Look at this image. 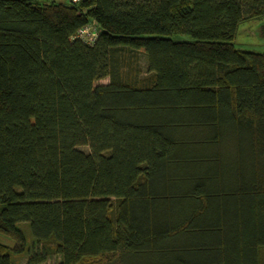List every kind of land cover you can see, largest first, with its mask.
Returning a JSON list of instances; mask_svg holds the SVG:
<instances>
[{"label": "trees", "instance_id": "1", "mask_svg": "<svg viewBox=\"0 0 264 264\" xmlns=\"http://www.w3.org/2000/svg\"><path fill=\"white\" fill-rule=\"evenodd\" d=\"M263 17L264 0H0V264H264V53L235 46Z\"/></svg>", "mask_w": 264, "mask_h": 264}, {"label": "rangeland", "instance_id": "2", "mask_svg": "<svg viewBox=\"0 0 264 264\" xmlns=\"http://www.w3.org/2000/svg\"><path fill=\"white\" fill-rule=\"evenodd\" d=\"M235 46L243 51L253 53H264V17L260 19L250 20L243 22L238 30V34L235 40ZM142 66L147 72L148 60L145 55L142 56ZM109 79L103 80L97 83V85H106L109 83ZM86 153L89 152L88 148H81ZM19 229L25 234L29 247L32 248L34 244V238L30 225L28 223H20ZM0 243L14 248V241L0 234ZM30 259V255H13L15 264H27ZM61 258L59 256L51 257L45 264H59Z\"/></svg>", "mask_w": 264, "mask_h": 264}, {"label": "built area", "instance_id": "3", "mask_svg": "<svg viewBox=\"0 0 264 264\" xmlns=\"http://www.w3.org/2000/svg\"><path fill=\"white\" fill-rule=\"evenodd\" d=\"M82 0H71L72 3L76 4L81 2ZM100 36V30L96 24H90L79 31L76 36L77 39L83 41L85 44L89 46H94Z\"/></svg>", "mask_w": 264, "mask_h": 264}]
</instances>
